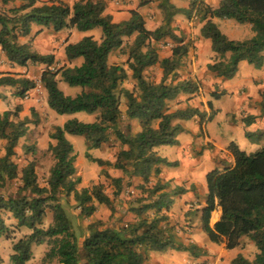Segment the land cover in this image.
<instances>
[{"label": "trees", "instance_id": "16d2710c", "mask_svg": "<svg viewBox=\"0 0 264 264\" xmlns=\"http://www.w3.org/2000/svg\"><path fill=\"white\" fill-rule=\"evenodd\" d=\"M158 6L163 14L162 24L152 30L145 27L144 19L136 10L129 11L128 19L114 22L111 15L105 13L103 0H77L70 6L63 0H22L0 13V50L14 66L25 67L29 62L45 66L39 80L46 94L47 107L58 115L79 112L95 115L91 122L74 117L54 127L49 134L53 142L47 148L53 164L41 186L33 160L27 161L20 170L12 160L18 140L25 135L27 121L12 120L16 111L0 113V139L5 141L0 157V238L7 236L10 226L28 230L12 242L10 264H25L32 256L31 245L42 243L47 249L41 264L52 261L59 264H144L151 252L169 248L187 251L191 257L188 264H209L205 259L207 252L196 244H182L168 223L167 212L174 198L186 189L181 185L170 188L160 177L161 166L176 163L167 161L156 149L177 143L176 137L183 131L179 120L197 117L201 125L204 119L210 121L212 118V113L206 115L194 106L169 109L170 101L180 96L190 98L199 89L195 79H175L174 72L182 57L188 54L190 45L170 26L174 15L190 16L195 12L201 22L200 36L210 41V51L214 54V60L206 65L207 70L215 77L231 79L241 61L255 69L263 65L264 0H219L215 7L203 0H191L190 8L177 7L171 0H159ZM213 19L246 23L252 36L230 39ZM33 25L54 32L64 28L80 32L99 28L101 38L96 41L86 36L76 43L66 44L63 48L66 62L57 67L52 54L37 53L17 42L19 36L30 34ZM163 37H169L173 45L170 55L160 59L153 42ZM129 38H132L131 43H125ZM123 46L127 49V69L108 63L109 55ZM76 60H80L79 63L73 64ZM156 64L162 70L157 83L143 76L145 69ZM128 77L134 81L131 89L121 87ZM59 80L69 87L79 88V92L74 96L65 94L57 86ZM1 87L19 88L18 95L22 97L34 87V81L3 72L0 73ZM218 96L212 94L215 99ZM260 96L262 115L264 91ZM207 107L212 111L211 101L207 102ZM254 118L246 115L242 120L250 125ZM123 119L127 130L132 120L139 130L126 135L121 126ZM67 134L83 136L86 158L121 173L119 177L110 178L115 188L113 198L121 192L123 181L130 184L134 178L139 180L138 196L127 209L133 215L132 220L119 228L106 227L100 219L87 223L80 247L78 236L73 233L70 220L58 203V196L72 195L79 215L86 218L95 212V202L112 211L113 200L104 193L101 184L76 189L80 182L75 175L77 155ZM111 136L119 146L114 160L90 157L88 150L100 148ZM245 137L251 139L248 133ZM227 151L232 161L222 159L221 167L205 175L204 202L196 209L201 229L210 242L223 244L227 250L240 248L243 238L252 243L253 258L249 260L237 254L231 264H264V147L245 152L230 142ZM14 179H18L19 184L14 191H9L7 184ZM216 210H219V217L211 223ZM47 211H50V222L45 225Z\"/></svg>", "mask_w": 264, "mask_h": 264}, {"label": "rangeland", "instance_id": "374dc122", "mask_svg": "<svg viewBox=\"0 0 264 264\" xmlns=\"http://www.w3.org/2000/svg\"><path fill=\"white\" fill-rule=\"evenodd\" d=\"M22 0H8L3 2L0 0V13L7 12L10 7L17 6ZM46 1V0H38ZM69 6L72 5L77 0H63ZM105 2V9L111 12L112 20L114 22L123 21V13L127 16L130 10H136L140 13L145 22V27L152 30L162 24L163 14L158 6L159 0H103ZM118 1V3H116ZM210 6H216V0H203ZM171 2L180 8H190L191 0H171ZM201 22L198 19L191 20L190 16H185L183 14H176L173 16L171 22L172 31L176 35H181L189 45L190 49L185 57H182L178 68L175 70V79H195L199 84L198 91L193 94L190 98L188 96H180L177 99L170 101L168 103L169 109L174 110L176 108H183L187 105L198 107L207 114H218L213 117L214 121L217 119L219 121L218 125L211 124L209 129L215 135H229L231 134L229 130L220 129V124H231L234 125L242 120L243 117L248 115V110L250 108L249 104L247 107L238 106L236 102V97L234 94H225L223 92L219 93V89L215 83H213V74L209 72L206 65L214 60V56H209V54H203L197 52V46L195 45L196 34L195 31L199 28ZM218 25L220 31L224 33L228 38H234L235 40H242L248 37L250 33V26L246 23L238 24L234 21L218 20ZM86 36L93 37L96 41L101 38V30L95 28L89 31L80 32L73 28H64L61 31L54 32L49 28H41L35 26L31 30L28 36H19L17 42L19 44L27 45L31 50L40 54H52L54 56L55 65L61 66L64 63L62 60V49L63 44L67 41L69 43H76L80 39ZM132 38L125 39V43L130 44ZM157 50L159 58H164L168 52H171V47L173 45L172 40L169 37H163L160 40L153 42ZM126 46L123 48L114 50L108 57L109 64L122 65L125 69L127 66L125 64L127 58ZM75 64V62H73ZM45 68L43 64L31 63L29 62L25 67H18L12 65L6 59L0 58V73L8 72L14 76H20L34 81L37 79L41 71ZM143 76L146 80L150 82L157 83L162 76L161 67L156 64L144 70ZM212 76V77H211ZM170 77V76H169ZM170 78L167 79V82ZM134 85V81L128 77L122 84L121 87L131 89ZM58 88L65 94L74 96L79 92V88L69 87L63 81H58ZM18 89L16 87H1L0 88V113L3 111H16V116H11L14 121L25 119L26 132L22 136L17 145L14 148V156L12 160L17 164L18 170L26 164L27 161L33 160L35 163L37 182L39 185H44L45 179L48 175V171L53 164L52 156L48 151V144L53 141L49 138V134L53 131L54 127L60 125L62 121L67 117L66 115H58L51 112L46 104V94L43 88L39 91H33L30 89L22 97L18 95ZM79 89V90H78ZM242 92H245L243 89ZM213 93H217L219 96L217 99L212 97ZM25 95L29 97L25 99ZM240 95V91L237 96ZM211 101L212 111L208 109L207 102ZM123 102V101H122ZM214 105H216L217 110ZM121 109H124V104L122 103ZM94 114L87 115L86 113L79 112L75 114V117L81 121L88 122L90 118L94 119ZM89 117V118H87ZM207 117V116H206ZM182 120H179V123ZM199 121V119H198ZM178 122V121H177ZM210 121H202V124H207ZM130 129H126V122L122 120L121 126L126 135L133 134L137 130V124L133 121L128 122ZM186 124V122H184ZM201 124V125H202ZM237 134V133H236ZM66 138L73 145L74 151L76 152L75 160V175L80 178V182L76 185V189L81 188H91L94 185L101 184L104 193L110 196L113 200L112 211L102 204L96 205L95 212L89 217H82L79 215V208L74 201L72 195L58 196V203L63 207L66 215L68 216L71 224L73 233L78 236V238L85 232L86 224L94 220H102L106 227L119 228L125 223L132 220L128 218V207L135 197L138 196L139 190L136 188L135 182L130 180V184H126V180L123 181V186L121 192L113 198L112 192L115 189L110 178L117 177L115 169L107 165H99L97 162L90 160L85 157L86 143L83 136L78 135H66ZM236 145L239 146V139H231ZM5 141L0 139V157L4 153ZM177 144V143H176ZM209 147V144H207ZM170 146H160L156 149L160 156L164 155V152ZM176 147V145L174 146ZM211 149L213 145L211 144ZM248 147V146H247ZM118 143L114 140L113 136L109 138L106 143H103L100 148L92 150L89 154L92 158H99L102 160L113 161L116 152L118 151ZM182 147L179 146V150ZM210 148H208L209 150ZM213 150V149H212ZM244 150V149H242ZM211 151V150H210ZM252 151V150H251ZM213 152V151H211ZM196 158L197 156L194 155ZM209 161L215 159L212 156L209 157ZM217 159H221L217 156ZM223 159V158H222ZM177 165L168 167L167 171L170 169H175ZM205 172L209 171L211 168L205 167ZM106 173V174H105ZM166 176L168 174L165 173ZM166 176L162 178L165 182L168 180V185L171 188L174 183L169 180ZM119 177V176H118ZM18 179L9 181L7 188L9 191H14L18 186ZM182 185H185L182 183ZM196 189L198 191L197 196L193 197L189 201L179 202L174 201L171 206L168 215V223L175 230L176 237L182 239L184 245L194 244V242H189L192 240L199 242L203 239L205 245L213 248L214 254H210L208 261H215L217 258L219 261L225 260L223 244H215L210 242L205 234L202 232L201 224L199 221V212L196 209L202 205L201 189L199 188V182L197 181ZM129 188L133 190H128ZM50 222V211H47L44 224L47 225ZM7 223H10L9 221ZM7 236L0 238V264H10L9 256L11 254L12 242L16 241L18 238L27 233L28 230L24 228L17 229L14 226H10ZM190 236V237H188ZM240 249L249 257H252L255 253V248L252 243L243 238L241 241ZM47 249L45 243L42 244H32L31 251L32 256L25 264H41L44 253ZM221 253V254H220ZM171 259L163 257L161 259L153 258L149 259L144 264H168ZM48 264H59L57 261H52Z\"/></svg>", "mask_w": 264, "mask_h": 264}, {"label": "crops", "instance_id": "0c3cea01", "mask_svg": "<svg viewBox=\"0 0 264 264\" xmlns=\"http://www.w3.org/2000/svg\"><path fill=\"white\" fill-rule=\"evenodd\" d=\"M218 1L219 0H216L215 5L218 4ZM105 13L111 14V12H109L106 9H105ZM125 14L123 13L124 16L123 20H126L129 17V14H127V16ZM218 20L220 19H213V21L217 24L219 28ZM226 20L233 21L230 19H226ZM34 27L35 25L31 27V30H33ZM199 28L197 29V31H195V34L197 36L196 37L197 41L195 42V45L197 46V52L203 54L206 53L209 54V56H213L214 54L210 51V41L200 36ZM251 36H252V32L250 31L247 38ZM66 44L67 41L64 42L63 48ZM169 55L170 52H168L165 57H168ZM0 58L6 59L1 50H0ZM62 60H64V63L66 62L64 53H62ZM79 61L80 60H76L75 64H78ZM64 63H62V65ZM212 76H213L212 81L217 85L219 89L218 91L219 93L223 92L225 94H234L238 106H242L246 108L247 105L249 104L250 108H246L248 110L247 111L248 115L255 116V118L250 125H245L243 120L241 119L239 122H237L234 125L231 124L228 125L226 123L220 124L219 126L220 129L223 128L225 130H229V132L231 133L225 136L215 135L209 129L210 128L209 126L211 124H216V126L218 125L219 121L221 120L219 118L220 117L219 115H221L220 113L212 114V118L210 122H207V124L205 125L204 124L200 125L197 117H194L189 120L180 121L179 124L182 126L183 131L180 132L176 137L177 139V144H175L176 147H174L175 145L170 146L164 152V155H162V157L166 158L167 161L175 162L177 166L175 169L173 170L170 169V171H167V169H169L168 167H172V166L163 165L161 166V174H160L161 180L162 178H164V176H166L165 175L166 173L168 174V176L166 177L169 180L173 181L174 183L173 186L181 185L186 189V191L183 194L174 198V201L176 202H179L181 200L183 202L185 201L187 202L191 200L193 197H196L198 193L196 189V187H198L197 186V181H198L199 188L201 189V197L203 204L204 196L206 193L205 175L208 172V171L205 172L206 170L205 167L211 169L221 167L220 162L222 158L227 160L228 162L232 161L231 155L227 151V145L230 142H233L231 141V139L233 138L239 139L240 144L239 146L238 145L237 146L241 150L244 149L243 151L245 152H253L261 147H264V114L260 115V102H261L260 93L264 91V52H263V65L259 69H255L252 65H249L245 61H241L238 63L237 71L231 79H222L220 77H215L214 75ZM243 89L245 90V92H242ZM239 91H240V95L237 96ZM214 107L217 110L216 105H214ZM75 114L76 113L66 115L67 117L62 121V123L69 118H74ZM214 115L215 116L217 115L219 121L217 119L214 121L213 119ZM93 120L94 119L91 120L89 118L87 121L91 122ZM132 121L136 123L135 120ZM184 122H186V124ZM138 130H139V126L137 125L136 131ZM246 133L251 135V139L245 137ZM207 144H209V147L207 146ZM211 144L213 145L212 148L213 150L210 147ZM179 146L182 147L181 150H179ZM208 148L210 149L208 150ZM92 150L95 149L88 150V153H90ZM210 150L213 152H211ZM194 155L197 157L195 158ZM210 156L215 158L211 160V162L209 161ZM217 156H220L221 159H217ZM115 171L117 177L121 176V173L118 170ZM133 181L135 182V185H137L139 182V180L136 178H134ZM182 183H184L185 185H182ZM128 190L131 191L133 189L129 188ZM128 214H129L128 218H133V215L130 212H128ZM218 217H219V210H216L212 214L211 223H214L218 219ZM83 236L84 233L78 238L79 247L81 246V241L83 239ZM190 238L191 239L189 240V242H194V244H196L198 247L203 248L207 252V256L205 257V259H208L210 254H214L211 245L210 246L205 245L203 239L197 242L196 240H192V237ZM178 240L182 242V239H178ZM223 251H224L223 254L226 257L225 260L219 261V259L217 258L215 261L212 262V258H211V260L208 261V263L231 264V260L237 254H241L243 257L249 260H251L254 256L253 255L252 257H249L246 254H244L242 250L236 248L231 250L226 249ZM163 257L171 259V261L168 262V264H188L191 261V257L189 256L187 251L184 250L169 248L163 252H151L149 254V259H153V258L161 259Z\"/></svg>", "mask_w": 264, "mask_h": 264}, {"label": "built area", "instance_id": "2783aa9c", "mask_svg": "<svg viewBox=\"0 0 264 264\" xmlns=\"http://www.w3.org/2000/svg\"><path fill=\"white\" fill-rule=\"evenodd\" d=\"M118 3V1H116ZM198 19V16L196 15L195 12L191 14V20H196ZM42 88L39 77L34 80V87L32 88L33 91H39ZM29 96L25 95V99H27Z\"/></svg>", "mask_w": 264, "mask_h": 264}]
</instances>
